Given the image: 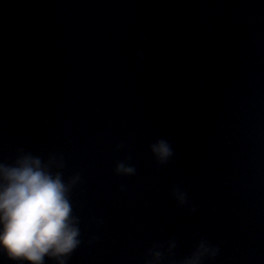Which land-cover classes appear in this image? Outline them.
<instances>
[{"label": "clouds", "instance_id": "clouds-1", "mask_svg": "<svg viewBox=\"0 0 264 264\" xmlns=\"http://www.w3.org/2000/svg\"><path fill=\"white\" fill-rule=\"evenodd\" d=\"M149 148L158 165H166L174 155L165 138L155 140ZM63 167L62 155L50 154L45 159L23 149L17 150L11 163L0 161V257L9 264H69L81 245V221L70 198L81 176L77 173L65 179ZM115 172L132 176L136 168L119 161ZM172 195L178 206L188 202L187 194L179 188ZM175 246L170 240L167 252ZM162 248L154 244L145 264H161ZM218 251L202 240L180 264H203L205 258H215Z\"/></svg>", "mask_w": 264, "mask_h": 264}]
</instances>
